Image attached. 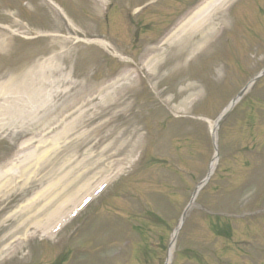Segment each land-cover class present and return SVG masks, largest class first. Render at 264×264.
<instances>
[{"label": "rangeland", "instance_id": "obj_1", "mask_svg": "<svg viewBox=\"0 0 264 264\" xmlns=\"http://www.w3.org/2000/svg\"><path fill=\"white\" fill-rule=\"evenodd\" d=\"M39 2L40 5H38ZM188 3L189 0H186L177 5L180 9L182 8L179 13L190 5ZM48 4L47 0L35 2L0 0V29L2 25L10 26L11 23H18L19 26V28L10 26L6 30V35L0 36V39H6V44L0 49V75L4 74L5 79L13 71L35 66L50 53L58 55L59 61L62 54L71 60L72 74L75 76L72 86L77 79H83L84 75L79 73H87L89 64L94 62L92 61L94 55V59L103 67L104 58L109 54L93 44L80 41L78 38L81 36L62 35L66 33L65 28L70 30V26L55 7L50 4L48 9L44 7ZM21 7L23 9L32 7L31 15L21 14L24 21L19 17ZM36 8L44 19V24L40 26L37 24L34 26L32 22H27L25 19L28 17L35 20L34 9ZM169 19L168 17L167 20ZM213 19L217 27L216 36L202 51L187 54L180 63L182 70H185V73H182L185 77H179L175 88L169 89L164 94L161 90L167 88H164L166 82L163 78L168 75L171 79V76L176 75V70L170 73L171 76L168 74L178 63L175 55L180 51V46L174 45L186 43L175 42L162 46V49L154 50L152 57L160 55L164 61V57L171 52L170 66L167 65L169 68L165 72L154 69L153 77L147 76L145 72L147 79L151 80L157 97L153 95L152 99L144 105H140L136 97L133 106V109L138 112L137 116H134L136 120L131 119L133 116L129 114L131 112H126L131 120L125 121L124 126L117 127L119 118L117 117L115 121V117L118 110L112 106H101L102 94L89 95L85 89H82L84 95L86 98L89 96V104L84 108L86 119L81 116L77 120L78 123H73L69 118L74 124L72 129L63 127V122L56 119V123H53L54 129L52 127L48 131L44 129V117L41 116L32 119V116L26 115L22 121L15 123L6 121L9 132L4 131L0 134V157L15 155L16 166L22 161L26 166L24 177L18 178L19 181H13L12 186L0 191L1 204L10 202L11 206L8 209L15 203L16 207L27 203L29 198L48 184L49 179H44L54 177L55 173L60 175L62 171L69 170L68 176L72 177L76 187L78 184L83 186L86 182L93 183L110 175L115 167H124L114 187L120 188L121 192L132 189L131 193L136 196V201L128 202L127 199L119 201L121 214L125 212V215L118 224L112 226L111 232L105 233L103 227H101L103 232L91 231L90 227L86 226L79 228L75 233L80 237L73 240L72 236H69V249L77 254L74 264H85L87 257L84 258L82 252L88 245L86 241L89 240L94 243L104 241L105 247L98 253L102 254V260L101 256L97 255L96 249L87 248L86 264H105L107 256L112 258L108 264H137V260L143 259L146 253L149 256L154 255L151 257L150 264H161L163 257L167 256L172 230L178 224L183 210L191 202L194 189L205 176L214 153L209 125L201 117L213 121L249 78L264 66V0H239L231 13L229 9H224L223 12H217ZM84 24L95 27L99 22L95 20L92 22L89 19ZM62 28L64 31L61 30ZM153 33L140 37L138 41H134L129 33L111 34L110 37L123 54L124 49L140 46L149 37H153V41L157 40L159 33ZM87 37L96 38L97 36L88 35ZM87 46L89 47L86 48ZM134 50L133 53L139 61H146L143 58L144 51L141 53L139 48ZM90 51L94 54L90 60H87ZM83 52L87 55H83ZM153 61L154 58H150L147 63ZM93 65L97 67L99 64ZM17 66L21 68L16 69ZM89 69L93 68L89 67ZM68 75L71 76V73ZM159 80L162 81L158 89L157 86L155 88V84ZM146 89L149 90L147 86ZM58 92L59 95L55 96V100L56 104L60 105L66 94ZM74 93L67 95L73 103L81 98ZM255 93L264 98V83L255 88ZM185 99H192L187 108H183L182 104ZM254 99L257 98L252 97L245 104L240 101L221 122L218 129L219 169L220 174L225 175L226 178L218 177L215 179L214 186H227L228 192L225 198L219 197L216 191L201 194L199 202L204 209L197 205L188 211L184 227L178 236L177 252L182 249L181 245L189 246L209 256L213 252H218L225 259L235 261L236 264H249L244 260L245 257L238 256L239 253L235 252L237 248L250 250L254 256L261 257L258 251H254L244 243L252 239L250 241L261 249L260 252L264 251V217L255 213L258 209L264 208V150L262 149L264 146L260 145V143L264 144V103L260 104L263 108L257 116ZM34 100L32 99L31 103ZM134 100L128 97L130 103ZM75 105V113L70 116H73L72 118H76L79 114V105ZM36 107L39 108V106ZM247 115L250 116L249 120ZM88 118L90 119L87 120ZM145 128L149 131L147 132ZM135 130L137 132L133 136L132 133ZM38 134L45 139L36 136ZM130 138L133 139L132 143L140 142L141 148L135 149V145L129 143ZM29 139L30 145L23 147V142ZM42 139L44 142L47 139L49 141L44 143L41 142ZM142 139L143 143L140 141ZM53 143L54 146L48 153L49 158L52 159L50 162H47L45 157L37 164L35 155L24 157V153L33 145L36 146L38 156ZM20 146L21 148H18ZM245 147L251 149H245ZM131 150L132 153H130ZM259 153L261 157L257 158ZM135 159L138 160L134 164ZM245 159L251 160V164H254L253 169L245 166ZM225 167L226 170L223 171ZM56 188L59 191L61 185L58 184ZM111 193L112 189L108 194ZM149 210L154 211L166 224H161L162 227L154 225L159 222V219L152 214H147ZM209 210L238 216L246 213L248 217L245 219L246 222L235 224L237 231L231 239H228L218 234L220 229H215L213 219L207 218ZM130 214H135L144 223L142 231L136 229L135 220L128 221L125 218ZM104 219V216L96 217L92 223L93 229L99 227ZM72 230V224H70L59 235L53 237L52 244L50 240L41 241L38 238L35 243L24 245L22 250L12 258L13 262L18 264L52 262L58 257L60 251L52 245L64 246L65 238L67 239ZM250 233L253 235L247 237L246 235ZM158 235H162L166 249L164 248L163 251L147 249L146 245L148 246L150 239H155ZM63 236L64 238H61ZM59 239L61 242L57 244L56 241ZM127 239L135 240V249L133 244L124 243ZM7 242L8 240L2 242L0 236V256L6 254L12 246V243L8 246Z\"/></svg>", "mask_w": 264, "mask_h": 264}, {"label": "bare ground", "instance_id": "obj_2", "mask_svg": "<svg viewBox=\"0 0 264 264\" xmlns=\"http://www.w3.org/2000/svg\"><path fill=\"white\" fill-rule=\"evenodd\" d=\"M216 0H209L207 3L202 4L197 9H195L189 16H187L181 24H179L176 28H174L167 36V38L163 42H172L180 39L184 34L196 33L199 32V41L207 40L208 38H212L214 35L213 26H211L210 20L212 18V13L209 15V11L207 9L211 8L213 12L217 5L213 3ZM214 7V8H213ZM222 4L217 6V8H221ZM213 8V9H212ZM102 44L104 42H101ZM106 44V43H104ZM2 46V44H0ZM107 47V45H104ZM201 46V44H199ZM151 68V67H150ZM149 68V72L151 69ZM160 68V67H159ZM43 70V69H42ZM43 73V72H42ZM49 78L46 79V81ZM28 81L29 75L23 74L22 76H15L13 79H9L4 83L0 84V122L3 123L4 119L7 115L18 114V111H15L17 103L19 99H16L20 93H27L28 97L32 95L33 97L36 94L35 89L28 90ZM45 84V83H44ZM49 91V90H46ZM47 95L48 92H46ZM3 101L1 102V100ZM67 108L66 106L62 108V112ZM3 118V119H2ZM0 123V125H2ZM214 127V124H213ZM52 148L47 149L44 153L38 156V163L43 160L46 155L50 152ZM33 154V153H32ZM51 161L47 159V162ZM216 166V158L214 157L211 163V170H213ZM12 168H7L5 170H0V189H2L6 184L11 181L13 178L10 176ZM24 172H26V168H23ZM23 172V173H24ZM17 180V178H15ZM54 181V180H53ZM61 180H57V182H61ZM12 182V181H11ZM10 182V183H11ZM56 182H51L48 185L53 186ZM66 188V187H64ZM85 190L84 192H86ZM57 195L53 194L52 190H48L47 187L42 189L35 196L30 198L26 205L19 206L17 209L7 213V206L4 205L0 208V229L9 227L10 236L18 235L23 232L24 236L27 234L42 232V233H50L51 229H55L53 224H59L61 222V216L69 210V197H65L63 201L56 202ZM20 213V216L18 214ZM31 213V214H29ZM12 219L14 222L12 225L2 224L3 220ZM8 237V236H7ZM6 237V238H7ZM174 241L173 238L170 246L168 260H171L172 254L174 251Z\"/></svg>", "mask_w": 264, "mask_h": 264}]
</instances>
